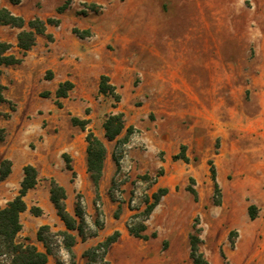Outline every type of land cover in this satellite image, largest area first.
I'll use <instances>...</instances> for the list:
<instances>
[{"label": "rangeland", "instance_id": "374dc122", "mask_svg": "<svg viewBox=\"0 0 264 264\" xmlns=\"http://www.w3.org/2000/svg\"><path fill=\"white\" fill-rule=\"evenodd\" d=\"M64 2L21 0L13 4L0 0V8L13 7L25 19H61L60 25L47 27L48 33L53 31L61 38L60 45L46 47L48 38L42 35L25 59L18 47L21 29L0 24V40L12 43L11 53L24 59L20 64L3 66L9 102L1 110L11 112L12 104L16 108L9 118L0 116V124L6 129L5 143L10 146L7 153L16 165L27 162L38 170V184L25 199L30 206L23 213L25 228L17 240L28 237L46 251L37 239L43 220L48 221L52 232L64 230L51 200L53 211L42 216L31 212L33 206H38L37 199L48 201L50 175L54 173L55 179L69 188L72 213L77 199L82 202L85 237L74 231L76 242L70 253L61 236L45 233L52 264H110L106 256L91 261L83 256L86 249L97 244L88 245L87 238L106 224L113 228L115 218L121 215H128V226L141 222L135 216L145 209V200L166 185L182 194L170 202L172 210L179 209L164 214L160 209L152 219L150 216L145 223L151 219L149 224L154 230H193L198 223L203 230L202 250L211 264H238L240 256L251 255L258 248L264 256L262 245L252 247V242L248 249L243 247L237 259L228 258L225 250H233L238 237L232 226L238 224L242 229L243 220L216 204V199L222 202V191L215 193L211 172L222 147L221 133L237 130L238 113L243 109L250 114L257 112L249 86L264 69V0H73L69 8L58 13ZM75 27L90 29L92 36L81 39L73 32ZM212 58L213 66H206ZM83 64L93 68L78 74ZM48 66L56 68L55 79ZM102 74L110 77L120 101L100 93ZM228 75L229 87L202 89L204 83L227 84ZM66 77L76 80V85L67 97L57 98V81ZM230 107L235 108V126L227 125ZM120 111L127 125L135 129L126 144H116L103 136L106 158L114 171L104 182L102 176L96 189L88 171L86 177H78L77 173L73 177L66 169L65 155L76 169L71 152L77 153L87 144V130L74 125L71 118H89L87 129L102 131L103 135L107 116ZM2 145L0 142V148ZM182 146L188 162L174 158L182 152ZM77 166L81 169L79 163ZM223 166L232 167V160ZM13 178L5 184L9 188L5 195L0 185L3 203L19 191L20 175L14 174ZM221 181L226 184L223 176ZM188 187L194 188L197 195L201 193L199 202V196L196 199ZM191 196L197 202L193 215L188 207ZM245 231L249 234L253 230ZM260 238L264 242V234ZM167 247L168 242L163 241L161 251ZM180 264H187L186 260Z\"/></svg>", "mask_w": 264, "mask_h": 264}, {"label": "crops", "instance_id": "0c3cea01", "mask_svg": "<svg viewBox=\"0 0 264 264\" xmlns=\"http://www.w3.org/2000/svg\"><path fill=\"white\" fill-rule=\"evenodd\" d=\"M5 7L14 12V14H21L20 11H15L13 7H10L8 5H6ZM33 17L35 16L27 18L26 20L32 19ZM44 19H46V17ZM51 33L54 35L53 31ZM40 36L42 35L37 36V40ZM59 40H61V38H58L54 35V40H46V43H48V45L45 46H59L61 43L59 42ZM34 47L35 46H33L32 49ZM32 49L27 52L26 56H24V59L32 52ZM213 60L214 59L212 58L210 63H206V66L212 67ZM203 61L204 60H202V64ZM46 68L53 70L55 79L58 74V72H56V68H54L53 66H48ZM92 68L93 65L86 66L85 64H83L82 66H80L78 74L87 69L92 70ZM65 74H68V70ZM227 78V84H222L221 86H219V84L215 82L204 83L202 84V89L215 91L220 87H229V75L227 76ZM65 80H70L75 85L77 82L74 79L66 77L64 79H59L57 83L60 84ZM2 82L4 85H6L5 81L3 80V75ZM232 85L233 84H231V86ZM249 87L253 90V103L257 108V112L250 114L245 109H243L238 113L237 130L229 129L226 132L221 133V137L223 139L222 147L220 148L219 153L216 154L217 181L222 189V202L219 207L225 209L226 211H230L229 213L231 215L233 214L234 216L240 217L243 220V223L241 225L242 229L238 226V224L232 226L237 229L238 237L235 244L236 247L231 251H228L227 249L225 250L229 259H237L239 257L237 254H239V252L244 249L243 247L248 249L252 242V247L262 245V248L264 249L263 239L260 238V234H264V69H261L258 76L254 77V82ZM228 110L231 111V116L227 121V125L232 126L234 125L235 121V108L230 107L228 108ZM12 112L13 111H11V114ZM0 126H2V128H5L2 124H0ZM94 132L102 141H104V131L103 135L102 131L97 132L94 130ZM6 138L7 137H5L4 141H0L4 144L0 148V162L3 159H10V155L7 153V150L10 146L7 142L5 143ZM86 145L87 144H84L82 150H79L77 153L75 151L71 152L72 158L76 163L75 171L78 174V177L87 176ZM227 160L228 162L232 160V167L224 169L223 165ZM77 163L80 164L81 169H78ZM27 164L29 163L24 162L20 165H16V163L12 161L11 174L6 177V179L1 181L0 184L3 185V195L6 194L5 191L9 192V188H5V184L14 179V174H19L20 179H23V168ZM113 171L114 166L106 158L104 163L102 181L104 182L106 178H109ZM50 176L57 178L54 173H51ZM222 176L226 180V184L221 181ZM58 182L64 185L67 190L66 205L67 209L71 212L72 203L69 200V188L67 187L66 183L62 181ZM249 185L252 186V189H247L246 191V187L249 188ZM165 187H167L169 191L162 198L160 204L154 209L151 215V219L153 218V215H157V212L160 211V209H162V214H164L167 210L174 212L179 209V207H177L175 210H172V208L170 207V202H174L177 197L181 196L182 194L179 192H175L173 188L174 186L172 185H166ZM198 196L199 202L202 199L200 192H198ZM47 197H49L48 201L44 203L39 199L36 200L37 205L43 211L42 215H44L47 211L50 212L54 210L53 205L50 203V190L47 193ZM2 199L4 200L5 196H3ZM11 199L13 198L9 197L4 203L2 202V200H0V207L6 206L8 201H10ZM26 203L28 206L27 209H29V203ZM196 204L197 202H195L194 198H192L191 196L188 202V207L192 215L196 213ZM251 204L256 205L258 208V215L253 220L250 218L248 211V208ZM164 205H166V208H164ZM24 212L21 213L20 217L23 228H25V224L22 221ZM31 218H33V216H31ZM121 219L123 220V222H121ZM127 219V214L121 215L120 218H115L116 222H114V227L109 228V224H106V228H104L103 230H99L96 235L87 238L88 245L103 241L108 235L117 230L121 234L120 238L110 247L106 255L107 260L110 262V264H180L181 262H185V260L187 264H192V259L190 257L189 237L192 230H154L149 224L151 222L150 219L146 224L147 228L144 231V234L148 235V238L144 239L136 237L130 233L129 227L128 225H126ZM43 224L49 223L45 219L43 220L41 225ZM60 227L65 229V226L63 227L61 224ZM251 229L253 231L247 234L245 230ZM154 232L156 233V236L152 235ZM163 241L168 242V247L165 251H161ZM261 254V249L258 248L255 253H252L251 255L247 254L245 257L240 256V259L238 258V260L236 261L238 264L239 262H241L242 264H264V256H261Z\"/></svg>", "mask_w": 264, "mask_h": 264}, {"label": "trees", "instance_id": "16d2710c", "mask_svg": "<svg viewBox=\"0 0 264 264\" xmlns=\"http://www.w3.org/2000/svg\"><path fill=\"white\" fill-rule=\"evenodd\" d=\"M13 4H19L21 0H10ZM73 0H65L64 4L59 6L57 11L62 13L72 4ZM96 7V6H94ZM61 19L57 17H48L46 19L39 16H35L32 19L26 20L23 16L14 14L7 7L0 8V24L10 25L12 27L20 28L21 31L17 35L18 47L23 52V57L27 52L32 49L37 43L38 35H46L49 41H53L54 36L47 32L48 25H60ZM28 26V29L25 26ZM73 32L81 39L92 36L90 29H78L74 28ZM13 45L10 42L0 40V116L9 118L11 112H3L1 106L9 100L5 96L6 86L2 82L3 70L2 66H12L22 63L23 57H18L11 53ZM47 79H50V75H47ZM74 83L70 80L61 82L56 90L57 98H65L68 96L69 91L74 88ZM99 91L104 95H109L115 98L118 102L121 96L116 92V87L111 83L110 77L107 74L100 76ZM60 105V103H58ZM15 105L12 104L11 111H14ZM72 123L81 127L84 131L87 130L85 136L87 142V171L90 175L92 182L96 189L99 188L101 178L103 176L104 163L107 155V147L98 135L91 129H87V125L90 120L87 118H80L73 116L71 118ZM104 135L107 140L115 141L116 144H126L132 133L134 132L133 125H127L124 112L111 113L107 116L103 123ZM126 132L123 137L122 133ZM5 140V128H0V141ZM66 169L71 172L73 177H76V171L70 163V157L66 156ZM116 165L119 167V160L113 155ZM175 159H182L186 162L189 161V157L185 153V146H182V152L174 155ZM24 177L20 183V188L7 205L0 207V264H52L49 261L48 255L51 253L47 237L45 233L54 236H61L68 252L72 253V247L76 242V234L81 237H85V210L80 198L77 199L75 204L74 213L72 214L66 205L67 190L64 185L59 183L54 177L50 178V200L53 203L58 216L65 225L64 230L52 232L49 224H43L37 231V239L44 243L46 251L40 250L37 245L30 242L28 237L24 241H18L17 237L22 231L23 224L21 222V213L26 211L28 206L25 197L29 190L36 187L38 184V170L32 164H27L23 168ZM12 172V161L10 159H3L0 162V182L6 179ZM212 177L215 183V193L219 194L221 189L217 181V170L215 166H212ZM188 190L197 199V191L188 187ZM167 187H160L156 192H153L150 198L145 200V209L137 214L135 218H141V222L136 225L129 224L130 233L136 237L147 239L148 235L144 234L146 230V221L150 218L154 209L160 204L162 198L168 193ZM216 204H221V200L216 199ZM250 218L253 220L258 215V208L256 205L251 204L248 208ZM31 212L40 216L43 211L39 206H33ZM198 223L193 225L190 237V257L192 264H210L209 260L205 256L201 246L203 244V238L201 236L202 228L198 226ZM232 233V232H231ZM230 233V238H231ZM120 232L114 231L108 235L103 241L98 242L96 245L86 249L83 252V256L87 257L90 261L101 258L102 260L107 255L110 247L118 241L120 238ZM156 236L154 232L152 234ZM231 244L235 243L231 241Z\"/></svg>", "mask_w": 264, "mask_h": 264}]
</instances>
